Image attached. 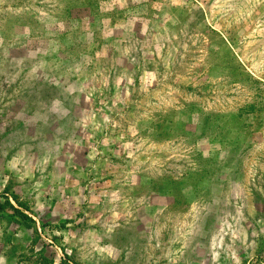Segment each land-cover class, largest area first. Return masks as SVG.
I'll return each instance as SVG.
<instances>
[{
    "label": "rangeland",
    "instance_id": "1",
    "mask_svg": "<svg viewBox=\"0 0 264 264\" xmlns=\"http://www.w3.org/2000/svg\"><path fill=\"white\" fill-rule=\"evenodd\" d=\"M0 264H264V0H0Z\"/></svg>",
    "mask_w": 264,
    "mask_h": 264
}]
</instances>
